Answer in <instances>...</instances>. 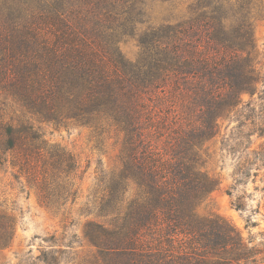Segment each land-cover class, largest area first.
Returning a JSON list of instances; mask_svg holds the SVG:
<instances>
[{"label": "trees", "instance_id": "1", "mask_svg": "<svg viewBox=\"0 0 264 264\" xmlns=\"http://www.w3.org/2000/svg\"><path fill=\"white\" fill-rule=\"evenodd\" d=\"M195 1L187 18L139 33L142 57L131 62L115 37L134 32L144 0H0V91L42 119L107 120L124 131L122 168L100 179L96 205L113 216L84 231L104 264L258 263L235 227L195 211L217 186L200 169L201 146L243 93L258 81L264 93L250 56L252 0ZM252 155L264 164V146ZM8 164L46 207L75 199L72 154L0 117V169ZM129 184L136 195L127 199ZM13 235V219L0 214V248ZM36 260L57 264L50 252Z\"/></svg>", "mask_w": 264, "mask_h": 264}, {"label": "rangeland", "instance_id": "2", "mask_svg": "<svg viewBox=\"0 0 264 264\" xmlns=\"http://www.w3.org/2000/svg\"><path fill=\"white\" fill-rule=\"evenodd\" d=\"M227 1L234 6L237 2ZM194 2L144 0L141 21L135 24L134 32L115 37L118 51L128 61H139L143 53L139 33L148 26L187 18L188 7ZM247 17L253 35L250 56L264 78V0H252ZM262 88L258 81L253 94L243 93L241 103L217 120V133L201 146L200 169L214 178L217 186L195 208L201 217L220 218L235 227L243 244L259 251L254 255L257 264H264V164L256 161L252 152L264 146ZM0 117L13 126H32L49 145L71 153L78 166L73 175L76 197L59 208L41 203L23 177L12 175L9 164L0 169V214L14 221L10 244L0 248V264H43L36 260L43 252L53 254L57 264H104L84 231L87 222L107 225L113 216L101 215L96 205L104 186L100 179H110L122 168L124 131L107 120L88 125L72 119H42L20 109L1 91ZM239 169L244 174H239ZM246 169L250 173L247 176ZM124 195L134 197L136 188L129 184ZM236 203L242 208L237 209Z\"/></svg>", "mask_w": 264, "mask_h": 264}]
</instances>
